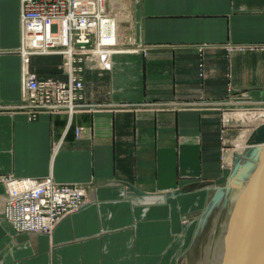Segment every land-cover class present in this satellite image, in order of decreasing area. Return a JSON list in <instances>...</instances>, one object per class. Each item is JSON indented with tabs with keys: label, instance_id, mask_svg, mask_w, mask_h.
Masks as SVG:
<instances>
[{
	"label": "crops",
	"instance_id": "obj_1",
	"mask_svg": "<svg viewBox=\"0 0 264 264\" xmlns=\"http://www.w3.org/2000/svg\"><path fill=\"white\" fill-rule=\"evenodd\" d=\"M124 4L119 47L133 50L83 71L93 111L28 119L14 108L24 61L0 53V174L51 177L89 196L50 238L15 232L0 205V264H179L192 213L225 177L222 145L238 122L250 133L264 123L241 112L257 114L264 101V0ZM19 36V0H0L2 51ZM53 60L61 57L31 58L38 79H66Z\"/></svg>",
	"mask_w": 264,
	"mask_h": 264
},
{
	"label": "built area",
	"instance_id": "obj_2",
	"mask_svg": "<svg viewBox=\"0 0 264 264\" xmlns=\"http://www.w3.org/2000/svg\"><path fill=\"white\" fill-rule=\"evenodd\" d=\"M19 1L21 37L26 33L34 34L33 37L42 35L28 50L32 54H60L62 72L67 78L39 80L26 71L21 81L20 101L14 108L30 120L41 113H66L71 117L77 112L93 111L96 106L83 101L82 72L96 68L97 62L94 63L92 57L93 40L96 45H101L98 10L106 0H93L94 5L87 0L85 3L83 0L81 3L78 0ZM65 53L68 60L64 59ZM76 134L79 135V131ZM12 178V175H0V185L7 184ZM35 181L38 190L23 188L14 190L17 194L13 193L12 198L6 197L1 217L17 233L51 237L60 221L86 205L88 191L80 185L58 184L51 177Z\"/></svg>",
	"mask_w": 264,
	"mask_h": 264
},
{
	"label": "rangeland",
	"instance_id": "obj_3",
	"mask_svg": "<svg viewBox=\"0 0 264 264\" xmlns=\"http://www.w3.org/2000/svg\"><path fill=\"white\" fill-rule=\"evenodd\" d=\"M129 0H115L114 7L117 6V4L120 5L118 8H116L117 13L123 12L126 7L124 2ZM137 0H132L133 3H135ZM121 2L124 4V7H122ZM107 7L110 6V0H106ZM20 13V8H19ZM20 25V23H19ZM129 25V24H128ZM21 28V27H20ZM21 35L19 36V44L14 48L13 50H3L0 47V53H4L7 51L11 52H17L20 59L22 57L23 62L25 59L28 62L27 64L24 62V72H26V69L28 68V71H30L32 74L36 76V74L33 72L32 63L30 65L31 58L34 57H41L45 55H59L61 57V62L59 63L57 60H53L54 63H49L52 67L57 68L62 74V56L60 54H46V53H38V54H32L28 56V53H22L19 51L21 48V41H20ZM124 50H127L128 52L133 49H129V47H124L123 51L121 53H124ZM48 67V65H46ZM46 67H40L39 71H47ZM22 68V63H21ZM83 73V72H82ZM24 74V73H23ZM65 75V74H64ZM66 76V75H65ZM38 79V77L36 76ZM67 78V76H66ZM50 79V78H45ZM45 79H39V80H45ZM52 79V78H51ZM58 80V79H55ZM66 80V79H65ZM83 80V78H82ZM83 93V91H82ZM15 107V106H14ZM17 110V109H16ZM20 111V110H17ZM22 112V111H20ZM248 112L246 114H250L253 117H256L258 115L264 114V101H259L258 108L253 110V112L257 114H251L249 111H241ZM240 112V113H241ZM242 115V114H241ZM238 117V116H237ZM236 117V118H237ZM245 122H238L239 125L233 129L232 132L233 135L231 138H227L226 142H224V145H222L221 148V154H222V166L221 168L224 169L225 177L223 180L218 183L217 185H214L215 188H210L211 191H209L208 195V201L206 203V209L196 210L193 214L194 219V238L190 240L188 245L183 250V253L180 254L179 264H226L225 257L229 254L228 243H229V237L232 236V245L231 248L234 246L237 248L238 251H240V254L243 255L245 253L246 260H249L251 255L253 254V245L255 243V237L254 233L256 230L260 228V226H263L261 220L264 218V201L260 203V206L258 205V209H256V201L255 200H247L243 203L244 209H241V213L238 212L235 214V206H236V200L240 194V188L237 186H234L230 184V177L236 167L237 164L241 163L243 161V155H238L235 152L236 149V140L238 135L246 129H250L249 124ZM246 144V142H245ZM246 150V149H245ZM244 150V151H245ZM244 154H248L247 151L244 152ZM224 155V156H223ZM242 157V158H241ZM242 160V161H241ZM229 173V174H228ZM3 177H6L10 174H0ZM230 176V177H229ZM227 177V179H226ZM252 172L248 174V176L244 179L243 184L241 187H244L245 185H248L252 182ZM5 189V188H4ZM220 189V190H219ZM239 189V190H238ZM6 191V190H5ZM4 191H2V194H0V205L2 206L3 212V205H4ZM87 198L89 197L88 194H86ZM85 206V205H84ZM83 206V207H84ZM205 212V213H204ZM235 214V215H234ZM241 217H240V215ZM251 218H245L246 215H250ZM262 214V215H261ZM243 216V217H242ZM185 219L182 220V222L187 221V217L183 216ZM244 218V220H243ZM249 222V223H248ZM253 222V223H252ZM246 234L242 237H240V232L243 229L244 225H246ZM251 225L254 229H251ZM233 229V230H232ZM251 229V230H250ZM250 230V231H249ZM254 230V231H253ZM262 230V228H261ZM253 231V233H252ZM251 232V233H250ZM230 233V235H229ZM252 234V235H251ZM251 235V236H250ZM48 237V236H47ZM253 237V238H250ZM50 238V237H48ZM249 244H251V249L249 248ZM264 246V244H263ZM248 248V249H247ZM225 251V252H224ZM224 253L223 257L222 254ZM248 253V254H246ZM250 254V255H249ZM191 256V257H190ZM250 256V257H249ZM223 258V259H222ZM222 259V260H221Z\"/></svg>",
	"mask_w": 264,
	"mask_h": 264
},
{
	"label": "bare ground",
	"instance_id": "obj_4",
	"mask_svg": "<svg viewBox=\"0 0 264 264\" xmlns=\"http://www.w3.org/2000/svg\"><path fill=\"white\" fill-rule=\"evenodd\" d=\"M78 1L81 3L80 0H78ZM130 1H132V0H130ZM87 2L90 5H94L93 0H87ZM82 3H85V0H83ZM115 3H116L115 0H110V6L109 7H107L106 1L103 4L99 5L100 11L98 10V16H99V28H98V30L100 32L101 45H96L95 40H93V44H94L93 49L95 51H94L92 57H93L94 63L97 62L95 69H100V68L107 67L109 62H110V57H111L112 53L122 50V48H120L119 46H121V40L123 38L120 36V34L117 31V26L119 25V20L115 17L116 8H118V6L120 5V2H119V4H117L116 7H114ZM19 8H20V1H19ZM19 23H20V20H19ZM47 29H48V27H47ZM33 35L34 34H32V33H26V34L22 35V37L20 38V41L22 39V45L20 44L21 48L19 49L20 52L28 53L29 55L32 54V52L28 50L29 47H32L31 44H35L34 42H39V38H42V35L41 36H34V37H33ZM31 41H33V42H31ZM107 54H108V56H107ZM64 59L68 60V56H67L66 53L64 54ZM27 60H28V57H27ZM26 71H28V68L26 69ZM24 74L26 75V72H24ZM24 74H23V77H22V82H23ZM93 106H96V105H92V107ZM95 109H97V107H95ZM250 121H251V123H256V125H257L259 123L264 122V116L263 115H258L257 118L253 117ZM261 125H264V123L260 124L259 126H261ZM256 128L252 132H254L256 130ZM252 132L250 133L249 130H246V131L244 130L243 132H241V134L237 137V140H236L235 152L238 155L239 154L243 155V161L244 160H250L255 165L257 163V161L254 160V156L259 153V149H261L263 146L262 145L254 146V145H250L249 144L248 139L250 138ZM249 133H250V135L248 136ZM245 142H246V144H245ZM247 149H248L249 155L248 154L247 155L244 154V152L247 151ZM226 179H227V177H226ZM36 185L37 184H36L35 179L15 178V177H13L11 180H8L7 184H2V185H0V187H4L5 188L4 190H6L5 191V197H4V200H5L6 197H7V199L12 198L13 197V193L17 194V192H15V191H19V190H21L23 188L31 189V190H38L39 188H37ZM9 193H10V196H9ZM247 200H249V199H247ZM242 209H244V208H242ZM241 215H242V213H241ZM241 215H240V217H241ZM250 216H251V214L248 215V216L246 215L245 218H251ZM243 220H244V218H243ZM261 222H262L263 226H260V228L258 230L254 229L252 225L250 227L251 229L256 230L255 233H254L255 243L253 245V254L251 255V257L249 256L250 257L249 260H246L247 259L246 256H248V255L245 256V253H244L243 255L240 256V261H244L245 260L249 264H264V246H263V244H264V218L261 220ZM246 226H247V224L244 225L243 229L241 230L240 237H242V236H244L246 234V232H247ZM261 228H262V230H261ZM253 231H252V233H253ZM229 235H230V233H229ZM250 238H253V237H250ZM229 239L230 240H229V243H228L227 247L231 248L232 236H230ZM249 245H250L249 246V248H250L251 244H249ZM246 254H248V253H246ZM223 255H224V253L222 254V257H223ZM229 256H230V254H228L225 257L226 258L225 259L226 264H230Z\"/></svg>",
	"mask_w": 264,
	"mask_h": 264
},
{
	"label": "water",
	"instance_id": "obj_5",
	"mask_svg": "<svg viewBox=\"0 0 264 264\" xmlns=\"http://www.w3.org/2000/svg\"><path fill=\"white\" fill-rule=\"evenodd\" d=\"M250 145L263 147L259 149V153L254 156V160L257 163L254 165L250 160H244L236 165L231 178L230 184L241 187L244 179L252 172V182L244 187L240 188V194L236 200L235 214L241 211L243 203L249 200L256 201V209L258 205L264 201V125H261L252 132L248 139ZM234 214V215H235ZM230 264H249L247 261H240V251L236 247L229 249Z\"/></svg>",
	"mask_w": 264,
	"mask_h": 264
}]
</instances>
